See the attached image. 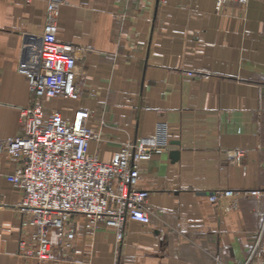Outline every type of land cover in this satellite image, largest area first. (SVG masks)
I'll return each instance as SVG.
<instances>
[{"label": "crops", "instance_id": "crops-1", "mask_svg": "<svg viewBox=\"0 0 264 264\" xmlns=\"http://www.w3.org/2000/svg\"><path fill=\"white\" fill-rule=\"evenodd\" d=\"M48 1L0 0V141L21 134L31 103L21 65ZM57 1V39L84 52L77 98L44 99V115L86 108L88 152L105 162L158 123L169 147L140 166L148 223L127 219L117 242L114 229L88 232L80 220L73 248L42 264H264V0L218 13L215 0ZM14 168L0 152V264H41L19 254L20 192L5 178ZM217 189L259 194L229 206L209 198Z\"/></svg>", "mask_w": 264, "mask_h": 264}, {"label": "built area", "instance_id": "built-area-1", "mask_svg": "<svg viewBox=\"0 0 264 264\" xmlns=\"http://www.w3.org/2000/svg\"><path fill=\"white\" fill-rule=\"evenodd\" d=\"M247 1L215 0L214 10L220 12L228 2L243 5ZM58 8L57 0L48 1L36 49L21 65L31 93L30 105L19 112L21 134L0 141V152L15 165L5 178L20 192L16 205L19 254L41 264L55 250L73 248L80 220L88 232L100 227L114 229L117 242L127 219L148 223L149 192L137 187L140 166L169 147L168 129L158 123L151 137L122 144L112 160L105 162L88 152L89 141L96 134L88 124L86 108L78 107L71 120L57 110L44 115V99L77 98L78 60L84 52L57 39ZM241 153L236 149L228 155ZM248 194L259 193L217 189L209 198L230 206Z\"/></svg>", "mask_w": 264, "mask_h": 264}, {"label": "water", "instance_id": "water-1", "mask_svg": "<svg viewBox=\"0 0 264 264\" xmlns=\"http://www.w3.org/2000/svg\"><path fill=\"white\" fill-rule=\"evenodd\" d=\"M173 157H174V158L177 157V152L173 153Z\"/></svg>", "mask_w": 264, "mask_h": 264}]
</instances>
